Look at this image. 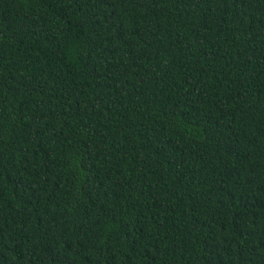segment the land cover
Instances as JSON below:
<instances>
[{"label":"trees","instance_id":"1","mask_svg":"<svg viewBox=\"0 0 264 264\" xmlns=\"http://www.w3.org/2000/svg\"><path fill=\"white\" fill-rule=\"evenodd\" d=\"M0 264H264V0H0Z\"/></svg>","mask_w":264,"mask_h":264}]
</instances>
